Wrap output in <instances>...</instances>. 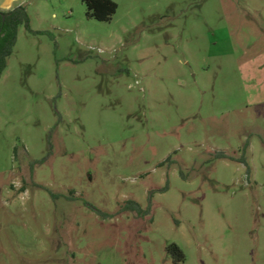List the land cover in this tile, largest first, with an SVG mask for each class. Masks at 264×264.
Returning a JSON list of instances; mask_svg holds the SVG:
<instances>
[{
    "label": "rangeland",
    "instance_id": "obj_1",
    "mask_svg": "<svg viewBox=\"0 0 264 264\" xmlns=\"http://www.w3.org/2000/svg\"><path fill=\"white\" fill-rule=\"evenodd\" d=\"M113 1L0 0V264H264V0Z\"/></svg>",
    "mask_w": 264,
    "mask_h": 264
},
{
    "label": "trees",
    "instance_id": "obj_2",
    "mask_svg": "<svg viewBox=\"0 0 264 264\" xmlns=\"http://www.w3.org/2000/svg\"><path fill=\"white\" fill-rule=\"evenodd\" d=\"M86 5V15L88 17L94 18L99 21H108L112 18V15L117 10V3L113 0H82ZM29 15L27 14L25 7L20 5L11 10L0 11V76L2 75L4 69L7 66V58L11 55L13 51V47L15 45L17 39L18 27L21 24H24L27 28H29ZM248 143L245 144L243 148V153L240 158L235 159L234 157H230L223 152H219L217 154L218 158H226L230 160H235L244 163L247 168V171H250V165L248 160L246 159V149ZM43 161V160H42ZM41 161V162H42ZM36 162V161H34ZM37 163V162H36ZM168 188V180L164 187L159 188V191L166 190ZM83 204L96 212L101 216H108L109 214L103 212L101 209L88 202L85 199H82ZM123 210H130L138 213L139 215H143V213H147L149 207L146 210H143L140 203L134 200H128L125 205L122 207ZM171 250L179 251L180 257L182 252L178 245L172 243L169 247ZM180 259L178 258V261Z\"/></svg>",
    "mask_w": 264,
    "mask_h": 264
}]
</instances>
